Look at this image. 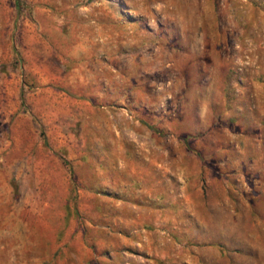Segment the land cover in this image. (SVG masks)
I'll use <instances>...</instances> for the list:
<instances>
[{
	"label": "rangeland",
	"instance_id": "374dc122",
	"mask_svg": "<svg viewBox=\"0 0 264 264\" xmlns=\"http://www.w3.org/2000/svg\"><path fill=\"white\" fill-rule=\"evenodd\" d=\"M0 264H264V0H0Z\"/></svg>",
	"mask_w": 264,
	"mask_h": 264
}]
</instances>
